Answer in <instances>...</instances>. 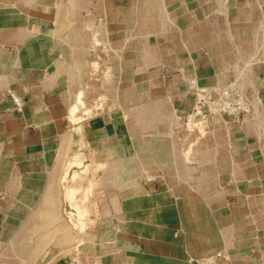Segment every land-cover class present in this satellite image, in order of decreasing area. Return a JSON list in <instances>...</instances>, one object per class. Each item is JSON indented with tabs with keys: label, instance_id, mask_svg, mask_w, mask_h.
Returning <instances> with one entry per match:
<instances>
[{
	"label": "crops",
	"instance_id": "0c3cea01",
	"mask_svg": "<svg viewBox=\"0 0 264 264\" xmlns=\"http://www.w3.org/2000/svg\"><path fill=\"white\" fill-rule=\"evenodd\" d=\"M190 80L240 91L241 123L185 134ZM74 256L264 264V0H0V264Z\"/></svg>",
	"mask_w": 264,
	"mask_h": 264
},
{
	"label": "built area",
	"instance_id": "2783aa9c",
	"mask_svg": "<svg viewBox=\"0 0 264 264\" xmlns=\"http://www.w3.org/2000/svg\"><path fill=\"white\" fill-rule=\"evenodd\" d=\"M189 86L194 95L193 105L179 118L182 131L189 136L205 137L209 123L214 117L240 124L248 112V103L244 95L230 85L203 87L190 80ZM6 95L11 101L13 111L21 113L24 107L23 100L10 89L6 91ZM72 264L79 263L74 259ZM202 264L214 263L205 261Z\"/></svg>",
	"mask_w": 264,
	"mask_h": 264
},
{
	"label": "rangeland",
	"instance_id": "374dc122",
	"mask_svg": "<svg viewBox=\"0 0 264 264\" xmlns=\"http://www.w3.org/2000/svg\"><path fill=\"white\" fill-rule=\"evenodd\" d=\"M104 101H105L104 100V97L103 96H99L98 97V100H96L95 103H93L91 105V107L93 109H94V107L97 108L95 110H97V112H98L101 108H103V102ZM89 108L90 107H87V109H86L87 110V112H86L87 116L93 114V112H91V111L89 112V110H88ZM68 168H67V170H65L64 179H66V176H67V174L69 172V169ZM88 173L89 172L83 173V174H81L78 177V181H79V185H78L79 186V192L77 193V196L80 197L81 204L83 203L84 200H88L89 199V194H90L89 188L84 187V185H85L84 184L85 183L84 182L85 181L84 180L85 179V175L88 174ZM69 182H70V184H69V186H70L72 184V181L70 180V176H69ZM66 188H65L64 194H65V192L68 191V190H66ZM83 211H85V210H83ZM83 211H80V209L78 211H74V210H72L71 207L67 206L66 208L62 209L61 214H62V217H63L64 220H66V221H68L69 223L72 224L73 229H77V230H81L82 231L83 228L85 227L84 221L86 220L87 215L83 217L84 218V221H82L81 224H77L76 225V223H77L78 216H79L80 212H83ZM74 219H75V221H74ZM75 258H73L72 260H74V259L77 260L78 259V263L80 262L79 264H82V262H81V260H80L79 257L76 256Z\"/></svg>",
	"mask_w": 264,
	"mask_h": 264
},
{
	"label": "bare ground",
	"instance_id": "6f19581e",
	"mask_svg": "<svg viewBox=\"0 0 264 264\" xmlns=\"http://www.w3.org/2000/svg\"><path fill=\"white\" fill-rule=\"evenodd\" d=\"M79 103H81V102H79ZM73 109H75V108H73ZM71 114H73V113H71ZM70 166L74 167L75 170L73 171L72 175L70 174L71 175L70 180L72 181V184L66 188V190H68V191L65 192V195L68 197V199L70 201V206H71L72 210L78 211L80 209V206L82 205L80 202V197L77 196V193L79 192L78 177L83 173L94 172L95 170L90 168V165L82 164V163H72ZM87 214H88V211H86V210L83 212H80L76 225L81 224V222L84 221L83 217L86 216Z\"/></svg>",
	"mask_w": 264,
	"mask_h": 264
}]
</instances>
